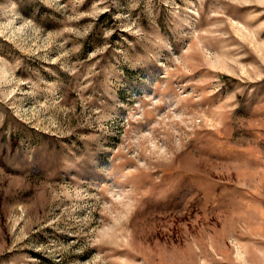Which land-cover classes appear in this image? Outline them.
Listing matches in <instances>:
<instances>
[{
	"label": "rangeland",
	"instance_id": "1",
	"mask_svg": "<svg viewBox=\"0 0 264 264\" xmlns=\"http://www.w3.org/2000/svg\"><path fill=\"white\" fill-rule=\"evenodd\" d=\"M0 264H264V0H0Z\"/></svg>",
	"mask_w": 264,
	"mask_h": 264
}]
</instances>
